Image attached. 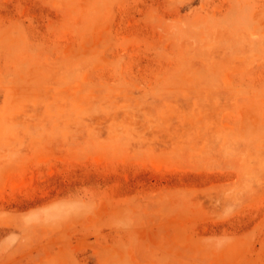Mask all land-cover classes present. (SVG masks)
Listing matches in <instances>:
<instances>
[{
    "label": "rangeland",
    "instance_id": "374dc122",
    "mask_svg": "<svg viewBox=\"0 0 264 264\" xmlns=\"http://www.w3.org/2000/svg\"><path fill=\"white\" fill-rule=\"evenodd\" d=\"M0 264H264V0H0Z\"/></svg>",
    "mask_w": 264,
    "mask_h": 264
}]
</instances>
